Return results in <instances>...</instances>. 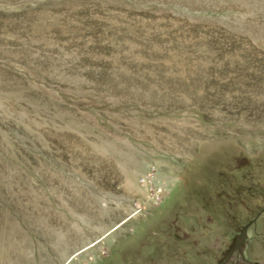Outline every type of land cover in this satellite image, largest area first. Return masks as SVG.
<instances>
[{"label": "rangeland", "instance_id": "374dc122", "mask_svg": "<svg viewBox=\"0 0 264 264\" xmlns=\"http://www.w3.org/2000/svg\"><path fill=\"white\" fill-rule=\"evenodd\" d=\"M253 219L264 264V0H0V264H214Z\"/></svg>", "mask_w": 264, "mask_h": 264}, {"label": "flooded vegetation", "instance_id": "af4514ba", "mask_svg": "<svg viewBox=\"0 0 264 264\" xmlns=\"http://www.w3.org/2000/svg\"><path fill=\"white\" fill-rule=\"evenodd\" d=\"M232 241L230 244L227 245V247H225L219 257L215 260V263L214 264H218V262L220 260H222L224 257H228V252H230V249L232 248ZM252 249V246H249L247 248V246L244 247V251H243V254L241 256V258L239 256H235V258L233 260H231L232 263H229V264H261L260 262H258L257 260H255L250 254H249V250ZM227 254V255H226ZM240 255V254H239Z\"/></svg>", "mask_w": 264, "mask_h": 264}, {"label": "water", "instance_id": "95a60500", "mask_svg": "<svg viewBox=\"0 0 264 264\" xmlns=\"http://www.w3.org/2000/svg\"><path fill=\"white\" fill-rule=\"evenodd\" d=\"M263 211V210H262ZM260 215V213H258L255 217V219ZM251 220L249 221L246 225H244L243 227H241V229L239 230L238 234L234 236L232 243L233 245H241V243L243 244L244 240L246 239V230L248 228V226L255 220ZM242 246V245H241ZM242 248V247H241ZM241 251V250H240ZM241 253V252H240ZM226 260V257H224L222 260H220L218 262V264H223V262Z\"/></svg>", "mask_w": 264, "mask_h": 264}, {"label": "bare ground", "instance_id": "6f19581e", "mask_svg": "<svg viewBox=\"0 0 264 264\" xmlns=\"http://www.w3.org/2000/svg\"><path fill=\"white\" fill-rule=\"evenodd\" d=\"M254 34V33H253ZM246 236H247V230H246ZM246 244V239L244 240L243 244L241 243V245H233L232 243V248L230 249V252H228V257L226 258V260L223 262V264H227L228 262H230L231 260H233L235 258V256H239L241 258L242 254H243V249L245 247ZM242 247V248H241ZM241 250V251H240ZM241 252V253H240ZM22 254V253H20ZM240 254V255H239ZM227 255V254H226Z\"/></svg>", "mask_w": 264, "mask_h": 264}, {"label": "built area", "instance_id": "2783aa9c", "mask_svg": "<svg viewBox=\"0 0 264 264\" xmlns=\"http://www.w3.org/2000/svg\"><path fill=\"white\" fill-rule=\"evenodd\" d=\"M141 179V178H140ZM142 179L144 180V184H145V182L148 180V179H150V175H148V178L147 177H145V175L142 177Z\"/></svg>", "mask_w": 264, "mask_h": 264}]
</instances>
